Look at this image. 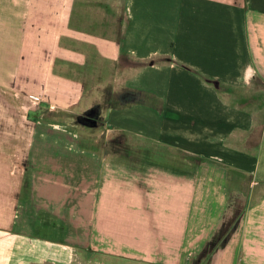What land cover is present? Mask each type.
Here are the masks:
<instances>
[{"label":"crops","instance_id":"crops-1","mask_svg":"<svg viewBox=\"0 0 264 264\" xmlns=\"http://www.w3.org/2000/svg\"><path fill=\"white\" fill-rule=\"evenodd\" d=\"M257 88L264 0H0V264H264Z\"/></svg>","mask_w":264,"mask_h":264},{"label":"rangeland","instance_id":"rangeland-1","mask_svg":"<svg viewBox=\"0 0 264 264\" xmlns=\"http://www.w3.org/2000/svg\"><path fill=\"white\" fill-rule=\"evenodd\" d=\"M259 87V86H258ZM258 91H254L253 94L256 95V101L258 102H264V91L263 92H259L260 88H257ZM222 91H227V88H223ZM235 94H239L238 92L235 93ZM33 97V96H32ZM14 103H17V102H14ZM254 109L256 110H259L258 113H256L255 115V118H258V120H264V106L262 105H258L254 107ZM91 116V115H90ZM56 119L58 120H61V121H70L71 117L68 116V115H62L61 116H55ZM76 122L78 121L77 118H75ZM62 130H68L67 126H64L62 125ZM101 131V130H100ZM82 135H80V138H81V141H82V146L81 144H79L85 151H94V152H115L117 151L122 144V139L126 136H131V134H127L125 132H120L119 134L117 135H107L106 132L101 134L99 133L98 136H100L97 140V144L92 146V147H88L89 143L92 142H88L86 141V139H84V142L82 140ZM94 143H90V145H92ZM77 145L73 148H76L78 147V151L77 152H80L81 150L79 149L80 146ZM127 148H129L128 145H125ZM123 148V147H122ZM72 151H76L75 149L72 150ZM253 153L255 155L256 158L260 157L261 156H264V144L262 145L261 143L260 144H256V145H253ZM242 177H238V179L240 180ZM246 178V177H244ZM243 178V179H244ZM245 180V179H244ZM248 180L249 178L246 179V181L244 182H238L236 183L237 179L236 177H233V182L236 183L235 186H237V193L235 194L236 198L233 197V200H232V203L234 204L233 206V212H230V216L228 217H224V224L222 225L221 229L218 231V236H221L223 234V232H225L227 230V228L229 227L230 224H232V222L234 221V219L242 212V210H244V207H245V204H244V200H245V192L244 190L246 189V187H243V183H246L245 185L248 187L249 186V183H248ZM251 184V183H250ZM233 186V185H232ZM27 186H24V194L25 196L27 197ZM20 192H19V196L17 197L16 199V202H20ZM227 216V215H226ZM238 222V221H237ZM236 222V223H237ZM226 229V230H225ZM211 239V238H210ZM211 246H208V248L206 247V250L199 253L196 258H194L193 260H190L189 264H200L201 261L205 260L206 259V256H208V254L210 253V249L209 248H212L213 249V244L214 243H217V239L214 240V238L211 239ZM218 244H221V242H219ZM217 244V245H218ZM76 249L75 250H79V249H82L80 246H75ZM84 254H82L79 258H82V261L81 263L84 264H114L111 259H108L106 257H102V256H91L89 255L88 257H84L83 256ZM209 258V256L207 257V259ZM86 261V262H85ZM114 262H118V260L114 259ZM74 263V262H73ZM119 263V262H118ZM76 264V261L75 263ZM206 264V263H205Z\"/></svg>","mask_w":264,"mask_h":264}]
</instances>
